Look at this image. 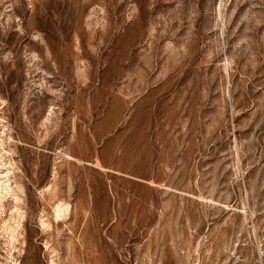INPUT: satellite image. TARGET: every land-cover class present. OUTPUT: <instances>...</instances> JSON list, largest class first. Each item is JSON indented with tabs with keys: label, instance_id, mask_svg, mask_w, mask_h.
Returning a JSON list of instances; mask_svg holds the SVG:
<instances>
[{
	"label": "rangeland",
	"instance_id": "374dc122",
	"mask_svg": "<svg viewBox=\"0 0 264 264\" xmlns=\"http://www.w3.org/2000/svg\"><path fill=\"white\" fill-rule=\"evenodd\" d=\"M0 136V264L94 219L112 264H264V0H0Z\"/></svg>",
	"mask_w": 264,
	"mask_h": 264
},
{
	"label": "bare ground",
	"instance_id": "6f19581e",
	"mask_svg": "<svg viewBox=\"0 0 264 264\" xmlns=\"http://www.w3.org/2000/svg\"><path fill=\"white\" fill-rule=\"evenodd\" d=\"M31 111L33 113L31 115V118H33L32 120L34 122L35 119L37 118L36 117L37 112H34V108H32ZM26 132H24V133H26ZM20 134H21V132H20ZM1 136H2V134H1ZM10 137H12V136H10ZM19 138H18L19 142H26V140H29L28 135H20ZM5 139H6V137H5ZM15 147L18 149V146H15ZM5 148H6V146H5ZM8 151H9V149H8ZM8 151L2 147L0 149V210H4V207L7 205V203L13 205V203L16 202L18 204L20 201L19 200V198H20L19 194L24 192L27 195V199H28L27 205L30 209L29 211L31 212V210H33V207H34L33 202L30 203V200L33 201L32 195L29 194V190L27 188L28 185L26 186L25 182L23 181V174H22L21 170L18 171V166L16 164L14 156L12 154H10ZM18 154L25 156L24 149L19 148ZM67 158L71 159L70 156ZM23 164L25 166L26 165L28 166L29 164H31L30 157H28V158L23 157L22 165ZM35 165H37V164H35ZM31 167H33V166H31ZM55 172H56V170H55ZM37 174H39V173H37ZM72 190H73V188H72ZM79 201H81V200H79ZM17 204H14L9 209L15 208L17 210V212L19 210L18 214L21 216L22 215V212H21L22 208L17 206ZM61 205H62L63 209L60 210L61 207L58 206V208L54 210V214H53L54 220L59 221V222H60V220L62 221V216L65 214H68L70 211L69 204L63 203ZM83 207H84V204L82 202L77 203V210H81ZM91 209H93V208H91ZM71 210H73V209H71ZM31 213H33V211ZM80 214H81V212H80ZM76 218H77L76 219L77 223H76V226H74V230L78 229V223L82 220L81 216H79V215H77ZM96 221L97 220L94 219V221H93L94 223L93 224L90 223V225H88L86 227V230H83V233L81 234V236L78 238L77 241L74 240L72 234L70 236L68 235V238L66 237L62 242H59V243H56V240L53 237V235H50V236H48L47 234L41 235L42 237H45V239L47 238L45 241H43V246H42L43 252L46 253L47 256H50L49 262H47L46 264H112L111 260H110L111 257L106 256V254H105L106 252L102 250L103 249V242H102L101 237H100L101 236L100 230L95 223ZM70 224H71V222H70ZM86 224H88V223H86ZM39 227L43 231H44V227L49 228L48 220H46L45 218L40 219L39 220ZM72 228L73 227H71V229ZM78 231H79V229H78ZM62 232H60V233H62ZM28 245L31 246V251H30L29 255H27V257H25L24 263L25 264H45V261L41 257V254H40V252H41L40 248L41 247L38 245V243L32 242V244L29 243Z\"/></svg>",
	"mask_w": 264,
	"mask_h": 264
}]
</instances>
